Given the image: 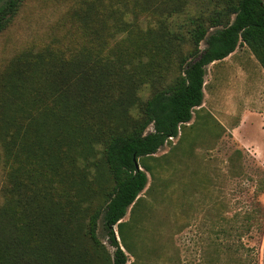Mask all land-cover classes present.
Listing matches in <instances>:
<instances>
[{
    "label": "rangeland",
    "instance_id": "1",
    "mask_svg": "<svg viewBox=\"0 0 264 264\" xmlns=\"http://www.w3.org/2000/svg\"><path fill=\"white\" fill-rule=\"evenodd\" d=\"M235 2L25 0L0 34V242L18 239L23 264H111L103 215L101 247L87 237L114 187L106 143L182 75L195 25ZM258 54L242 45L209 65L202 107L143 160L148 184L122 220L124 241L115 227L127 264H264ZM5 254L0 264H17Z\"/></svg>",
    "mask_w": 264,
    "mask_h": 264
},
{
    "label": "trees",
    "instance_id": "2",
    "mask_svg": "<svg viewBox=\"0 0 264 264\" xmlns=\"http://www.w3.org/2000/svg\"><path fill=\"white\" fill-rule=\"evenodd\" d=\"M2 1L0 34L10 27L25 2ZM190 38L193 50L188 58L181 61L182 75L152 95L145 103L141 121L129 133L112 136L106 143L105 161L113 177L114 187L103 209L89 217L87 237L93 245L101 247L98 229L103 215L109 244L114 249L111 264L128 262V256L117 240L115 227H118L119 237L124 241L122 220L129 208L136 205L148 184L150 169L143 160L153 157L169 139L177 137L181 126L192 120L194 110L202 107L207 67L224 60L238 47L247 45L256 54L260 53L264 69V0H236L228 7L224 17H211L209 26L196 24ZM202 42L206 44L204 49L201 48ZM47 56L49 52L28 55L27 59L30 60L26 61L29 66H33L36 62H43ZM63 60L58 57L59 63ZM137 164L141 169H138ZM18 242V239H12L9 244L2 241L0 247L11 262L15 260L17 264H23L24 257L17 255ZM28 258L27 253V261ZM32 260L34 263L35 258L32 257Z\"/></svg>",
    "mask_w": 264,
    "mask_h": 264
},
{
    "label": "crops",
    "instance_id": "3",
    "mask_svg": "<svg viewBox=\"0 0 264 264\" xmlns=\"http://www.w3.org/2000/svg\"><path fill=\"white\" fill-rule=\"evenodd\" d=\"M235 53V52H234ZM233 53V54H234ZM233 54H231L230 56H228L227 58H225L224 60H222V61H218V62H216V63H213V65L214 64H221V63H224V62H226L229 58H231V56L233 55ZM212 65V64H211ZM263 72V71H262ZM263 74V73H262ZM264 75V74H263Z\"/></svg>",
    "mask_w": 264,
    "mask_h": 264
},
{
    "label": "water",
    "instance_id": "4",
    "mask_svg": "<svg viewBox=\"0 0 264 264\" xmlns=\"http://www.w3.org/2000/svg\"><path fill=\"white\" fill-rule=\"evenodd\" d=\"M137 167H138V169H141L140 166H139V164H137ZM117 240H118V238H117Z\"/></svg>",
    "mask_w": 264,
    "mask_h": 264
}]
</instances>
